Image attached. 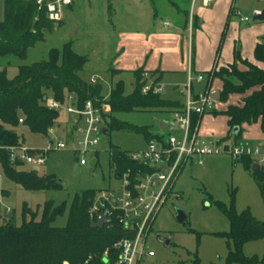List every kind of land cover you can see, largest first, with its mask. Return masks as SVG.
Instances as JSON below:
<instances>
[{
	"label": "rangeland",
	"instance_id": "374dc122",
	"mask_svg": "<svg viewBox=\"0 0 264 264\" xmlns=\"http://www.w3.org/2000/svg\"><path fill=\"white\" fill-rule=\"evenodd\" d=\"M185 1H179V4L190 8L191 2L188 1L186 5ZM257 2L258 0H235L223 39L221 59L235 41L245 45L248 38L246 27L254 22V10L251 9ZM174 8L170 0H74L73 7L65 9L62 25L55 23L51 30H46L44 40L30 48L25 59L13 55L0 57V70L7 69L8 77L14 78L20 65L47 60L50 49L71 41L74 50L85 55L88 60L81 76L89 83L92 76H97L99 82L95 86L102 87L98 97L110 99L111 88L117 82L122 81L125 93H131L135 87L133 71L138 67H158L161 56L164 55L168 69L173 71L165 76L161 95L183 102L187 97L189 40L184 39L183 50L180 47L174 50L172 41L177 37L170 35L172 40H169V35H161L168 33V29L163 26L164 21L170 20L176 24L177 10ZM236 9L240 12L237 13ZM3 17L4 0H0V20ZM241 17H248L249 22L242 23ZM223 28L219 34L216 33L218 40ZM154 29L158 38L148 34ZM135 32L143 35H138L132 42L127 34ZM120 34L124 35L121 37ZM120 37L122 44L119 42ZM112 69L121 71L112 75ZM218 69L219 66L215 71ZM198 73L205 76L204 72L193 71V78ZM152 78L149 77V81L153 82ZM206 84V76L202 82L194 79L192 93L197 95L204 91ZM220 86L219 78H214L210 93ZM235 101V97L230 95L227 101L214 99L212 105L207 106L198 126V143H221L229 146L237 143L252 147L264 145L247 142L243 137L238 142L233 139L222 140L228 133L227 123L223 115H215L213 110H225ZM112 116L139 127L146 126L153 132L162 131L165 135L171 133L178 140L183 137V131L178 128L170 108L118 111L112 113ZM71 118L61 111L55 126L51 128L53 131H49L47 136L32 132L22 123L15 128L27 148L45 149L51 141H64L67 148L54 147L48 153L44 166L36 171L40 176L55 175L59 185L55 189L27 190L9 180L3 171L0 172V188L4 191L0 199V225L9 221L21 225L25 205L37 213L39 219L47 202H53L56 206L65 204L63 215L55 222L58 226L65 225L70 203L76 194L88 189L119 188L120 180L115 177L109 161L111 146L130 152L148 147L149 141L142 132L110 129L99 137L96 146L84 156L79 155L74 151L77 147L74 143L75 136H70ZM161 121L168 123L164 129L160 128ZM104 125L108 128V123ZM82 157L87 161L85 165L80 164ZM19 168L32 170L30 166ZM179 170L173 188L167 193L147 238V247L155 251V256L144 258L140 264H229L227 257L233 245H229L221 234L229 230L230 223L215 202L221 201L227 206L233 203L238 212L249 208L257 219L264 221V200L251 171L246 170L243 162L234 160L228 152L205 155L201 163L199 156L193 155ZM179 211L186 215L184 221L177 219ZM157 234L171 236V244L164 246L156 239ZM243 252L248 257L262 260L264 237L246 242ZM64 264H68L67 261Z\"/></svg>",
	"mask_w": 264,
	"mask_h": 264
},
{
	"label": "trees",
	"instance_id": "16d2710c",
	"mask_svg": "<svg viewBox=\"0 0 264 264\" xmlns=\"http://www.w3.org/2000/svg\"><path fill=\"white\" fill-rule=\"evenodd\" d=\"M170 2L179 9L175 0ZM183 14L187 19V26L189 13L184 11ZM54 24L44 11L38 10L36 0H4V17L0 20V57L13 55L25 59L29 49L43 41L44 32L51 30ZM62 24L63 21L58 22V26ZM223 38L224 32L222 40ZM254 59L255 62L244 59L235 50L234 62L219 67L218 71H215L218 67L215 63L204 72L207 75L206 87L210 88L214 78H219L222 82V101H227L231 94L251 92L242 99L241 104H230L225 110H213L215 115L228 117L229 130L222 139L224 141L233 139L238 142L245 123L253 124L260 120L264 130V66L258 65H264V35L255 47ZM87 61V57L76 52L69 41L61 47L50 49L47 60L20 65L14 78L8 77L7 69L0 70V172L3 171L12 182L32 191L55 189L59 186L53 174L40 176L36 170L20 169L24 165L12 161L6 147L23 143L22 137L15 130L21 124L20 118L23 119L22 124L32 132L48 135L60 113L43 104L46 97L52 96L63 102L68 95H75L81 104L87 99L98 97L102 87L89 83L81 76ZM144 72L142 68L133 71L135 87L129 94L125 93L122 81L112 87L107 132L110 129H129L144 133L148 141L162 140V134L153 133L146 126L139 127L120 121L112 113L168 108L175 111L183 107L181 102L166 99L154 90L143 92V86L149 77H153V84L158 85L163 75L161 71L155 70L146 72L148 77H145ZM115 73L118 70L112 69V75ZM202 117L203 115L199 117L194 114L192 125ZM109 152L110 165L116 178L119 177L118 174L130 171L133 181L140 172L154 171L150 166L132 160L130 151L111 146ZM240 161L251 171L264 200V165L252 170L255 164L252 158L243 157ZM96 192L97 190L88 189L73 197L63 226H58L55 222L63 215L65 204L56 206L53 202H47L39 219L37 213L25 205L21 225L10 221L0 225V264H64L65 261L68 264H117L119 251L113 245L120 239L131 236V233L124 227L117 213L103 227L91 225L88 211ZM3 195L4 191L0 188V199ZM215 204L230 223L229 230L221 234L229 245H233L227 257L228 263L264 264V258L257 260L243 252L246 242L264 237V221L257 219L249 208L238 212L233 203L227 206L216 201ZM106 251L108 261L104 256Z\"/></svg>",
	"mask_w": 264,
	"mask_h": 264
},
{
	"label": "built area",
	"instance_id": "2783aa9c",
	"mask_svg": "<svg viewBox=\"0 0 264 264\" xmlns=\"http://www.w3.org/2000/svg\"><path fill=\"white\" fill-rule=\"evenodd\" d=\"M214 0H202L204 6H209ZM38 10L44 11L49 20L58 23L64 19V12L73 0H36ZM196 0H192L191 13L189 17L190 30L193 27V10ZM236 12L240 11L236 9ZM242 21H248V17H241ZM165 25H170L166 21ZM148 77V74H144ZM206 80H207V75ZM202 73H198L195 78L192 71L189 70L187 97L183 107L173 112L174 120L178 128L183 131V137L178 140L176 136L169 133L163 135L162 140L149 141L148 147L141 151L129 152L132 160L141 164L150 166L154 169L152 173L140 172L132 181L130 171L120 174V186L117 190L105 188L97 190L91 206L89 216L92 221H96L102 213H107V218L112 221V215L117 213L118 218L124 224V227L131 233V236L124 237L117 241L113 247L119 251L117 264H140L146 257H154L155 251L148 249L147 238L152 229L153 222L167 196L171 192L175 178L179 174V169L193 155L199 156V162L208 154H218L228 152L234 160H240L243 157H250L255 164L264 165V145L249 146L241 144L222 145H204L197 141L198 126L200 118L196 124L192 125L194 114L199 117L204 115L207 106L213 103V92L210 88L197 95L192 93L193 81L202 82L205 80ZM98 77L92 76L90 83L96 85ZM143 92L154 90L155 93H162L164 87L162 84L154 85L148 81L143 86ZM43 104L51 109L65 112L70 115V136H75L74 151L84 156L91 148L99 143V137L104 134V124L108 123L111 114V105L109 99L99 97L87 99L82 104L75 95H68L62 101L55 100L52 96L45 98ZM20 123L23 119L20 118ZM53 131L52 129L49 130ZM80 136V137H79ZM66 149L67 144L64 141H53L45 149H30L20 143L14 146L6 147L10 158L24 166H30L32 170L44 166L48 153L53 149ZM87 163L85 158H80V164ZM38 170V171H39ZM37 171V170H36ZM156 176V177H154ZM109 224V223H107ZM106 261L108 258L105 252Z\"/></svg>",
	"mask_w": 264,
	"mask_h": 264
},
{
	"label": "crops",
	"instance_id": "0c3cea01",
	"mask_svg": "<svg viewBox=\"0 0 264 264\" xmlns=\"http://www.w3.org/2000/svg\"><path fill=\"white\" fill-rule=\"evenodd\" d=\"M175 1L179 5L178 6L179 9L175 7L177 10V17L175 20L176 24H173V22L170 20H166L170 22V25L167 26L165 25L166 21H164L163 26L166 30L168 29L167 30L168 33L166 32L161 35H164V34L169 35L168 36L169 40H172L171 39L172 36L170 35H174V37H177L173 39L172 41L173 46L171 45L174 50H176L179 47L181 50H183L184 39L186 41L187 39L189 40L188 42L189 70H191L192 72L193 71L206 72L209 69H211L215 63H217L219 67L229 65L232 62H234L235 50H238L240 52L242 58L247 59L251 62H255L254 50H255L257 43L260 42L261 37L264 35V20L254 21L252 25L247 26L246 31H248V38H247V41L245 42V45H242L241 43L235 41L231 49L228 50L224 54L223 59H221V56H222L221 50H222V45L224 43V41L222 40V35H223V32L225 35L227 26L230 23V16L233 12V11L231 12V8L234 7L235 0H214L209 6H204L202 3V0H196L194 10H193V20H194L195 25H193L191 30L189 27V17L191 13V7L186 8V7H182L180 5L181 3L179 4V1L181 2L184 0H175ZM188 1L191 2V5H192V0H186L184 3L187 5ZM73 5H74V0H73V3L68 8H72ZM259 9H264V0H258L257 4H255L251 10L253 11V10H259ZM184 11L186 13H189L187 26H186L187 19L185 15L183 14ZM62 21L64 22V20ZM240 21L242 23L249 22V20L242 21L241 19ZM222 28H223V31L221 33V38L220 40H218L216 38L217 36L216 33L219 34ZM170 29L173 30L174 32H171ZM148 34L156 36V38H158V33L156 32L155 29L154 31H151ZM122 35L124 34H120L119 36L122 37ZM138 35H143V34L139 32L130 33L129 35L127 34V36H130V38L128 39H130L132 42ZM121 37L119 39L120 44L123 43L121 41ZM219 47H220V50L218 51ZM164 58H165L164 55H162L161 60L159 61L157 65L158 67H154V68L138 67V68L144 69L145 70L144 73L155 71V70L161 71L163 75H162L160 84H162V82L165 79V76H167V74L173 71L171 69H168L169 67L166 65ZM258 65L261 67L264 66L262 63H258ZM240 67L244 68L242 64L240 65ZM120 71L121 70H118V73H120ZM118 73H115V74H118ZM220 83L222 85L221 81ZM216 90L220 91L221 86L218 89H215L214 91ZM250 93L251 92L249 91L245 94H231V96L235 97L236 101L230 104H241L243 102L242 99ZM181 103L183 104L184 101ZM173 110L174 109H172V112H174ZM223 116L225 117V121L227 123L226 131H228L229 130L228 117L225 115ZM153 133L165 135L162 131H158V132L154 131ZM242 137L247 142H259V143L264 144V130H262L261 128V121L259 120L258 122L253 123V124H246V123L243 124L242 125Z\"/></svg>",
	"mask_w": 264,
	"mask_h": 264
},
{
	"label": "water",
	"instance_id": "95a60500",
	"mask_svg": "<svg viewBox=\"0 0 264 264\" xmlns=\"http://www.w3.org/2000/svg\"><path fill=\"white\" fill-rule=\"evenodd\" d=\"M264 20V9H259V10H254L253 11V21H263ZM213 98L214 99H217L219 100L220 99V91L219 90H216L213 92L212 94ZM167 125V122L166 121H161L160 122V128L161 129H164L165 126ZM107 133V129L104 128V134ZM257 168H259V165L258 164H255L253 167H252V170H256ZM36 170L38 171L39 168H36ZM118 176L120 177V174H118ZM156 177V176H154ZM107 213H102L96 221H92L91 222V225L93 227H103L105 224L107 223H110L111 222V219L110 218H107ZM186 218V215L182 212V211H179L178 212V216H177V219L179 221H183L184 219ZM156 239L161 242L164 246L168 247L170 244H171V236H163L162 234H157L156 235Z\"/></svg>",
	"mask_w": 264,
	"mask_h": 264
}]
</instances>
